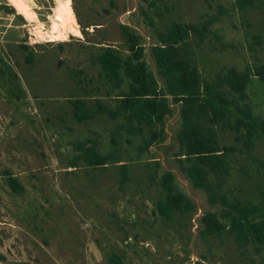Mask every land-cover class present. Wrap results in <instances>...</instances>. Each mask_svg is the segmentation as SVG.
Segmentation results:
<instances>
[{"label": "rangeland", "instance_id": "374dc122", "mask_svg": "<svg viewBox=\"0 0 264 264\" xmlns=\"http://www.w3.org/2000/svg\"><path fill=\"white\" fill-rule=\"evenodd\" d=\"M234 2L0 0V252L5 258L0 264H115L113 254L122 264L263 262L264 252L256 253L251 245L242 248L224 236L221 242L200 239V216L218 206H210L205 192L193 188L177 166L180 119L174 103L164 118L163 140L147 153L138 156L140 134L121 131L128 165L122 188L114 163L67 167L72 141L91 137L104 151L110 132L121 122L103 115L77 122L69 103L84 99L93 106L99 98L113 105L95 55L103 46L126 55L121 26L139 35L155 75L150 52L154 28L171 21L198 23L214 17L209 33L201 40L191 35L183 45L206 81L228 68L243 70L254 58L264 61V0H253V7L244 11ZM253 35L261 39L259 45L252 44ZM239 101L264 119V83L253 78ZM142 130L148 135L147 126ZM216 132L222 143L235 148L230 192L256 203L264 191V136L246 150L233 129L221 126ZM162 170L173 172L176 188L194 206L172 221L153 212L158 190L149 185V177ZM5 172L16 177L19 193L9 188Z\"/></svg>", "mask_w": 264, "mask_h": 264}, {"label": "trees", "instance_id": "16d2710c", "mask_svg": "<svg viewBox=\"0 0 264 264\" xmlns=\"http://www.w3.org/2000/svg\"><path fill=\"white\" fill-rule=\"evenodd\" d=\"M234 3L243 11L253 7V0H235ZM213 21L214 17L198 23L171 21L163 29L154 28L156 41L150 46V52L156 75L144 59L139 35L121 26L126 55L121 56L111 46H103L95 55L99 75L109 85L105 95L112 99L113 105L109 106L99 98L94 100L93 106H88L84 99L69 101L71 116L77 122L96 115L111 119L119 117L121 122L110 132L109 146L104 151L91 137L72 141L73 153L67 167H74L79 162L90 167L114 163L122 188L128 179V165L124 159L126 149L120 139L121 131L140 134L142 141L136 148L138 156L147 153L152 144L163 140L164 118L171 112L170 104L174 103L178 105L180 119L175 135L177 166L193 188L205 192L210 206H218L200 216V239H219L221 242L224 236L239 247L251 245L256 253H261L264 252V191L259 192L260 199L256 203L239 199L230 192L229 169L235 148L222 143L216 129L221 126L233 129L246 150L251 148L256 137L264 136V119L252 114L247 103L239 101L245 98V90L253 78L264 83V61L254 58L243 70L228 68L215 80H204L183 45L191 35L201 40L210 32L209 25ZM252 38V44L262 42L257 35ZM249 48L255 50L253 45ZM26 60L30 61L31 57L27 56ZM153 124H158L159 128H152ZM142 126L148 127V135H143ZM153 162L158 166L157 161ZM5 174L9 188L19 193L22 186L16 177L9 172ZM152 184L158 190L153 212L160 219L172 221L176 214L184 216L193 210L188 196L176 188L172 171H153L149 177V185ZM4 260L0 252V261ZM111 262L122 264L115 254L111 256ZM259 264H264V260Z\"/></svg>", "mask_w": 264, "mask_h": 264}]
</instances>
